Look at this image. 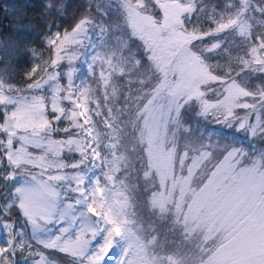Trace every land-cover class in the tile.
<instances>
[{
    "label": "snow or ice",
    "instance_id": "1",
    "mask_svg": "<svg viewBox=\"0 0 264 264\" xmlns=\"http://www.w3.org/2000/svg\"><path fill=\"white\" fill-rule=\"evenodd\" d=\"M68 8L0 38V264H264V0Z\"/></svg>",
    "mask_w": 264,
    "mask_h": 264
},
{
    "label": "trees",
    "instance_id": "2",
    "mask_svg": "<svg viewBox=\"0 0 264 264\" xmlns=\"http://www.w3.org/2000/svg\"><path fill=\"white\" fill-rule=\"evenodd\" d=\"M216 3H220L223 5L224 0H214ZM69 4L68 13L66 15V19L62 22V30L63 28H70L74 24L73 16L79 15L78 12L75 11V6L79 3H82V0H67ZM42 0H0V38L12 36L15 39H25V40H35L37 37L35 35L36 31L39 29H35L33 32H23V31H15L12 25L15 23L14 14L12 12L13 6L18 10L23 6V10L27 13L25 19L22 21L24 24H40L39 20V12L41 8ZM5 5H8V13L6 14L4 11ZM14 63L17 65V71L23 75V71L25 68H30L31 63L27 57H19L13 59ZM80 68V65H78ZM79 75V74H78ZM62 83H66V81H62ZM63 126V125H61ZM101 130L103 131V125H100ZM247 140H244V145L247 146ZM142 201V199H141ZM138 215L146 217V211L142 207V203H138V205L134 209ZM161 230L164 229L165 225H160Z\"/></svg>",
    "mask_w": 264,
    "mask_h": 264
},
{
    "label": "rangeland",
    "instance_id": "3",
    "mask_svg": "<svg viewBox=\"0 0 264 264\" xmlns=\"http://www.w3.org/2000/svg\"><path fill=\"white\" fill-rule=\"evenodd\" d=\"M15 59V58H13ZM80 73L79 75L81 77L85 76L87 74V68L85 65H80ZM161 192L166 195L167 197H169L170 199L174 198L176 201H179L181 199V196L179 194V192H176L175 195L173 194V190H172V187L171 185L168 186L167 189H164L163 187L161 188ZM142 199V198H141Z\"/></svg>",
    "mask_w": 264,
    "mask_h": 264
}]
</instances>
